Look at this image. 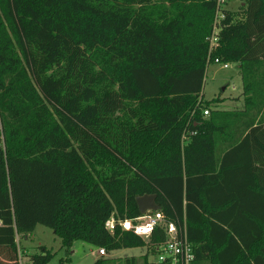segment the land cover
<instances>
[{"label": "trees", "instance_id": "trees-1", "mask_svg": "<svg viewBox=\"0 0 264 264\" xmlns=\"http://www.w3.org/2000/svg\"><path fill=\"white\" fill-rule=\"evenodd\" d=\"M240 1L209 57L238 65L244 103L221 110L201 95L217 0H0V264H51L16 241L38 224L67 250L143 247L105 223L144 194L191 264H264V0Z\"/></svg>", "mask_w": 264, "mask_h": 264}, {"label": "rangeland", "instance_id": "rangeland-1", "mask_svg": "<svg viewBox=\"0 0 264 264\" xmlns=\"http://www.w3.org/2000/svg\"><path fill=\"white\" fill-rule=\"evenodd\" d=\"M225 7V4H223L222 8L225 9ZM224 12L226 13V18L227 16L233 19H241L242 17L241 8L236 10V12L230 13V15L226 10ZM235 65L233 63L228 65L227 68H223L219 64L210 63L206 67L201 95L204 100H211L221 95L226 96L227 99L224 102L214 105L218 109L233 110L243 107L244 99H241L240 102L234 99L238 95L241 96L242 93V81ZM140 81L148 90L153 85L147 73L140 75ZM142 239L146 244L143 247L120 248L100 255L98 253L99 248L83 241L73 242L72 246L67 250L62 247L61 239L53 233L52 229L41 224L36 225L33 232L28 236L23 237L20 234L16 236L18 247L27 254H34L38 246H45L51 250L54 253L51 264H93L99 258L110 259L112 260L111 264H127L126 260L134 258L137 261H132V264H137L138 262L142 264V259L145 255L148 256L149 260L154 259V255L150 252L148 240ZM19 261L20 264H27L28 257L22 256Z\"/></svg>", "mask_w": 264, "mask_h": 264}, {"label": "built area", "instance_id": "built-area-1", "mask_svg": "<svg viewBox=\"0 0 264 264\" xmlns=\"http://www.w3.org/2000/svg\"><path fill=\"white\" fill-rule=\"evenodd\" d=\"M225 0H217L215 17L212 22L211 34L208 37V59L207 65L211 63L209 54L218 46V33L224 20H226V13L222 8ZM215 64L228 67V63H220L215 59ZM193 113V112H192ZM205 116L209 115V109H203ZM195 134L193 131L185 130L182 135V142ZM115 226H119L123 231H130L133 234L149 240L155 228L162 229L165 239L162 243L155 246V255L152 260L156 264H191L193 260L192 245L187 241L186 237L175 224L168 222L164 215L159 211H146L134 218L115 219L111 217L105 223V228L111 234L115 230ZM98 253L103 255L105 253L103 248L98 249Z\"/></svg>", "mask_w": 264, "mask_h": 264}, {"label": "water", "instance_id": "water-1", "mask_svg": "<svg viewBox=\"0 0 264 264\" xmlns=\"http://www.w3.org/2000/svg\"><path fill=\"white\" fill-rule=\"evenodd\" d=\"M138 210L140 214H144L146 211H157L159 206L156 204L155 194H144L135 198Z\"/></svg>", "mask_w": 264, "mask_h": 264}, {"label": "crops", "instance_id": "crops-1", "mask_svg": "<svg viewBox=\"0 0 264 264\" xmlns=\"http://www.w3.org/2000/svg\"><path fill=\"white\" fill-rule=\"evenodd\" d=\"M240 2V3H239ZM225 9L224 10H226L228 13H229V15H230V13H232V12H236V10H240V8H238V7H241L242 6V2L240 1V0H225ZM233 63H230L229 65H232ZM236 67H237V69H238V74H240V72H239V68H238V65L236 64L235 65ZM241 77V76H240ZM241 96H242V93H241ZM241 96H237V97H235L234 99L236 100V101H238V102H240L241 101V99L243 100V98H241ZM221 98H224V99H227L226 98V96H223V95H221L220 96ZM224 102V101H223ZM222 103V102H221ZM233 110H238V109H233Z\"/></svg>", "mask_w": 264, "mask_h": 264}]
</instances>
